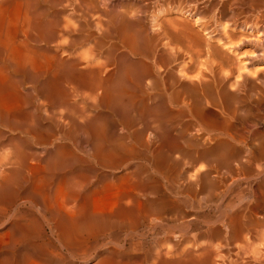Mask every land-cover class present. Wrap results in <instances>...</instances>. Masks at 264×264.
<instances>
[{"label":"rangeland","instance_id":"1","mask_svg":"<svg viewBox=\"0 0 264 264\" xmlns=\"http://www.w3.org/2000/svg\"><path fill=\"white\" fill-rule=\"evenodd\" d=\"M237 1H238L237 3L239 4H243V3L248 4L250 0H237ZM10 2L11 0H0V39H1L0 41V119L1 117L2 119H4V122L2 119L0 120V151H1L0 152V163H3L4 161L2 160H6L8 158V160H6L7 166L3 164H1L0 166V182H3L1 183V185L7 184V187L5 189L0 188V199H1L0 200V261H1L0 264H13V263L14 264H33L34 263L35 264L36 262H38V264L39 263L40 264H117V263L118 264H155V263L157 264V261L160 262L162 258L164 261L167 260V262L168 260L169 262L171 260L174 262V259L175 261L177 260L179 261L181 259L185 260L184 258H187L186 253L187 254L191 253L193 255H196L195 260L198 263L199 259H202L201 257L202 255L200 256V254H202L201 250L207 245L209 246V249H211L210 247L212 246L213 248H215L217 245L219 246L224 245V247L222 248L219 247L218 250L220 251L219 252L220 254L218 255H224V253L225 254L227 253V255L229 256L231 255L230 258L229 256L225 255L226 257L229 258V259L227 258V260H231L233 253L237 251V248L241 247L239 243L241 241L237 242L239 245L235 242V244L237 245V247H235L236 245L234 243H232L231 245H225L224 244L225 242H223L221 239L222 237L220 235L227 234L228 231L230 230L229 228H227V226H226V229H224L225 223L227 225L229 222L228 221L230 219L229 216H231L230 220H232L233 218H237V216L240 215L239 220H242V221H246L250 219V217L251 218L261 217L260 219H262V217L264 218V215H262L264 214V162H263L264 157L263 158L261 157V156H264V154L260 156L255 154L254 157L251 154L244 155V152H245L244 150L247 147L249 148V145L251 147V144L255 143L258 146V142L252 141L251 139L253 138V136L255 138L257 135H260L262 131L264 130V109H261V108H264V102H260V105L256 104L257 102L256 103L254 102L253 107H256V108L259 107L258 109L262 110V111L260 110L261 113L258 110L260 114L257 113V117L255 115L254 118L249 120V123L247 125L246 124H244L245 126L240 125V127L238 125L241 124V122L239 121V124H237L238 123L237 119L239 120L240 118L239 116L241 114L243 106L242 105L239 106L240 104L237 105L238 103H236L237 106L236 105L233 106V104H235L233 102V104L231 105L232 109L234 108L238 109L237 113L239 112L240 114H237L239 116H234V117L231 114L229 115L230 123H233V122L235 123V124L233 123L234 125L230 124L231 125L230 129L234 130V131L233 130L230 131L233 136V141H231L233 143L230 142V150L228 152L226 153L224 152V154H220V156L223 157L224 159L218 158L219 154L212 156V155H203L201 153L202 150H204V148H209L213 146L214 142H210V143L203 142L204 143L203 144L201 141H197V140L192 141L191 139H186L188 141L184 140V141L179 142V144H177L179 145V147L178 149H176V151L172 150L171 152H169L168 165L165 166V168H163V167H160V165L159 167L157 165V162L159 164V161H160L158 160L160 155L158 152H156L157 150H159L158 148L161 149V146H163V143L159 141L162 144L160 145V143L157 140L152 139L150 136L146 138L147 141L149 142V143L147 142L148 146L152 144V146L151 145L149 146V150L151 149L150 151L152 152L151 154L149 153V150L148 152L143 151L144 150L143 148L139 147L138 145H135L134 134L137 132L136 129H140V127L143 126L141 125V122L139 121V117H137L138 115H136L139 112V102H138V97L136 96V94L133 95V94H130V92L123 93V94L121 93L118 99H121L124 101H121V103L119 104L114 103V104L107 105L99 100L103 93L102 90H97L96 95L98 98L96 97L94 101L90 99L88 101V99L86 100V97L89 92L86 89L83 90L84 88L81 87V89L79 88L80 89L79 90L76 87H79L80 85L77 86L76 84H68V83L66 84V82L62 81L61 84L58 83L56 87H52L55 93L50 102V100L45 99L44 96L42 95L44 92V89L42 88L43 85L41 84H44V82L49 79H52V78L55 79V77L57 76L66 75L68 71H70L67 65L69 63L76 64L77 66L76 69L80 72H84L90 69L91 67L92 68L95 66L100 67V70L102 72L101 74L104 78H106L109 74H111V72L113 73L114 72L113 70H115V65H113L114 62L112 64L111 61L107 60L108 57L106 54V50L110 45L113 44V42L115 43L116 41L114 40V38L113 40L106 39V38L104 39V34L110 33L112 28L118 23H120L119 20H121L122 17L127 19L129 24L136 26L139 29H142L144 33L147 34L148 38L150 39H152L154 35L156 36L159 33L158 30H156V25L158 24V21H160L159 23L161 24L162 23L161 21H164L166 17H167L166 19H169V21L172 20V23L176 21L175 23H177L178 25H176L175 23L174 24L178 26L180 30L183 28L181 32L182 33L184 32L183 35L185 36V38H188L187 39L189 40L188 42L191 43L193 41L192 42L193 46L191 45L192 43L190 44L191 46L188 45L189 43L188 44L187 42L185 43V45L193 47V50L196 48V46L197 48H199V50H202V52L204 51L205 53L207 51L210 53H213L214 51L212 50H215V49H216L215 51L218 50L217 51L218 53L220 51L222 52L223 50L222 53H224V55L223 54L221 55L223 56V58L225 57L224 59H227L226 58L227 53L230 54L231 56H227V57H229L228 62L231 65L228 64L225 67V69L227 70L229 69L237 70V67L242 66L244 64L243 61L245 62L248 61V57L250 56L249 52L251 53L255 52V54L256 53L260 54L261 53L260 51L263 52L264 51V43H263L264 34L261 31L253 33V32H249L248 30L244 28H234V27L230 28V25L228 24L229 23L228 17H225V20L220 21L216 16L218 12V3L220 2V0H193V1L188 0L189 2L188 4L186 3L187 0H162V1L161 0L160 1L159 0L158 1L157 0H88L85 6L87 8L90 7L91 8L90 10L89 9L85 10L86 7H79L77 5V2L72 4V7L70 6L63 10L60 6L57 7V10L61 11V13L59 14L60 15L59 19L61 18L60 23H62L61 24L62 26L66 25L70 27L71 29L80 30V31L81 29H83L81 31L82 34L83 32L84 34H86L87 32V34H92L95 38L104 39L103 47L100 53L93 51L94 39L91 38L90 40L81 43V45L79 44L80 46L76 45L73 48H69L64 53L62 51H61L62 53L61 52L56 53L57 58L64 62L63 65L62 64L57 65V63L53 59H50L52 58L51 55L49 57L48 56L49 54L45 55L44 53H42V52H48L50 51V49L51 51L55 53V50H56L55 44H52V46L51 45L45 46L43 43H40L37 46H35L37 48H34L33 50L34 52L32 51L33 53H35V55L30 56L28 60L24 61L23 59L24 57L22 56L23 54H25L23 52L25 48L23 49L20 44L22 42V34L21 32L19 33L17 32H18V29L20 31L23 30V26L25 24L26 18L28 16L33 15L32 13L35 12V10H34V7L33 8L29 7L31 9H28V10L23 9L24 11H21L22 13H20L21 9L17 12V10L13 6L10 5ZM195 3L197 5V8L194 10V8L191 7V4H195ZM229 3H232V7H236V6L239 7V5L237 3H233L232 0H230ZM157 4L158 5L161 4V5L157 6ZM216 6H217V9L215 10ZM163 9L167 11L163 13L164 11ZM84 10L86 11V13ZM189 11H191V13ZM90 12L92 13V16L89 15L91 14ZM186 12H188L189 14ZM194 12H195V15H194ZM152 13H154L155 15L154 14L152 15ZM196 14L198 15L196 16ZM95 16H98V17H95ZM162 16H164L165 18H163ZM20 17L22 19H20ZM46 17L47 18L51 17L50 11L48 12ZM151 17L153 20L151 19ZM92 18L97 19L95 21H97L98 24L101 25V28L97 24L96 25L98 27L94 26L95 21H93ZM100 19H101L100 22L101 23L103 22L102 24L99 23L98 21ZM21 21L23 23H21ZM61 21H63L65 24ZM155 21H157V24L154 23ZM169 21L167 22L166 20V23L171 24V22ZM182 23H184L186 27L185 26L183 27ZM22 24L23 26H21ZM163 24L165 23L163 22ZM174 24H171V27ZM152 25L154 28L151 27ZM175 25L174 27L175 29H177ZM179 26H182V28ZM219 26L221 27L220 30H219ZM148 29H151V30L155 29V30L150 31ZM221 29L225 30L226 32L222 31ZM186 30L187 31L190 30L191 35H190V32L188 34ZM185 34H187L188 37ZM192 34L193 35L197 34L199 37H196L197 35L193 37ZM112 35L114 36L113 33ZM254 36H257L260 42H258V39L256 37L253 38ZM207 37L209 38L206 39ZM5 38L8 40H5ZM185 38L183 40L184 42L187 41L185 40ZM195 38L197 40H195ZM199 39H204V40H199ZM209 39L211 41H209ZM255 39L257 41H255ZM207 40L210 43H212V45L209 42H205ZM239 40L240 42H238ZM61 41L59 40V43ZM224 41L226 43H224ZM236 42L238 46L237 48L236 47L234 48V46L237 45ZM202 43L204 44L203 46L201 45ZM258 43L259 44L261 43L260 44L261 46ZM224 44H226V46H224ZM214 45L217 47H215ZM232 45L235 50L232 49L231 47ZM199 46L201 47V49ZM221 46H223V48H220ZM227 47L228 49L229 48L231 49L228 50ZM121 48H124V47L119 46L120 51H118V54L120 55L124 54L125 57L123 58L127 59V61H131L133 63L134 62L136 63L142 62L145 64L151 63L150 56L149 55L146 56L143 52L144 50L143 45H139V47L136 49V51L133 52V54H130V52L128 53V50L126 48L122 50ZM218 48H220V50ZM225 49H227V51ZM38 50L42 54L39 53L38 55ZM196 50L198 51V49H195V52ZM90 52H92V55H90L91 54ZM238 53L240 54L238 55ZM246 53L248 56L246 55ZM184 54H185L184 51L180 53V57H181L180 60L182 62L179 60L178 65H180L179 62L182 63V65L183 64L186 65L187 63H189V61L188 62L186 61L187 56ZM232 54L235 55V59L232 57L233 56ZM241 55L243 56L246 55L244 57L247 60H245V58L242 57ZM236 56H238L237 57L238 59L236 58ZM95 58L98 59L101 63ZM195 58H196L195 60L196 65H194L195 67L193 66V63L195 62L194 59H193L194 62H192V65L191 64L188 65L191 69L188 66H187L188 68L185 67L186 73H187L186 75L191 76V77L189 76V78H192L193 73L195 74V76H197L196 74L199 72L198 67L199 69L202 68L203 66L202 63H205L204 61L205 59L207 61H210V60L212 61V59L211 58L209 59L207 56H205V54L200 55V57L197 56ZM104 59L106 60L105 63H104ZM198 59H199V63H197ZM241 59H243V61H242V64L240 65ZM231 60L232 61L236 60V61H234L235 62L234 63ZM24 64H26L29 67L28 73L23 71L22 69V65ZM102 64L104 65V67ZM174 64L175 65L172 64L173 67L178 66L177 63L174 62ZM197 64H201L202 66L197 65ZM190 65L193 67V69ZM246 65L248 66V64ZM235 66L237 67L235 68ZM108 67H110L111 69ZM249 67H247L249 71H252L253 73L254 71L253 69H255L254 72L259 74L260 77L264 78V73H263L264 72L263 71L264 70V59H260V61L257 60L256 63L255 62L253 63V66H249ZM196 68L198 72L197 70L195 71ZM108 69L109 71H107ZM187 69H190V72L189 70L187 72ZM256 69H259L261 71L259 70L256 71ZM28 74L30 76H28ZM194 74H193V77H195ZM248 84L249 83H247V85ZM248 86L246 88L240 89L239 91L237 90L235 91L232 90V91L237 94V97H241L243 93L250 94L249 90L247 89L249 88ZM64 87L66 88V91ZM74 87L76 89H74ZM68 89H71V90H68ZM67 91H69L70 96L69 94L68 95L65 94V93H68ZM98 92L99 94H97ZM71 94L74 97H71ZM57 96L58 98H56ZM66 96L69 100L65 99ZM81 98H83L84 100ZM64 101L67 103H65ZM83 101H86V102L84 103ZM150 101L151 100L148 101L149 107L153 106L152 101L151 102ZM74 104L78 105L76 106L78 107V110L80 111L79 113L83 115L82 118L84 117L83 121L82 119H80L81 117L79 118L77 117V115L76 116L74 115L73 113L74 110L72 111L71 109H69V106L74 105ZM121 104L124 105L123 108ZM261 105L263 107H260ZM133 110L135 111L133 112ZM210 112L212 113V115L210 114L211 117H209V114H208V120L216 121L217 119L218 122L223 120V117L220 116L218 113H217L218 115H215L216 111L214 112L213 110H210ZM149 113L150 114L152 113L151 109L149 110ZM149 113H148V110L146 109L145 115L146 116L149 115L148 116L149 119H147L145 116V119H144V121H146L145 124L149 123L147 120H150V118H152V115H150ZM62 116L66 118L63 119ZM70 116H73V117L75 116V118L77 117L76 121L78 119L77 122L81 124H85L94 119H98L100 125L103 128V132H102V136H100L98 140L100 144L98 141L97 143L101 145V147H103L105 150L107 149L113 150L115 148V145L113 142L114 140L120 141L121 143L128 145V146L131 145V147L134 148V152L130 153V155H132L131 159H129L130 161L127 160L128 162L127 161L123 162L124 163L123 166H122L123 163H120V165L115 167L114 163L112 164V162H110L107 168L98 166L97 163H94L91 160V156L93 155V152H94L93 147H92V142L91 140L89 142H86V137H84L83 135H75V137L73 135L70 139H68L69 140L68 141V140H65L63 136L61 139V134H59L54 137H49L48 139H46L45 143H40V144H38L37 138L34 139V136L32 138V134H31V137L28 136V134L30 133L27 132L26 128L30 129L32 127L29 125L31 121L33 122L32 124H34L37 130L44 129V128H47L48 126H51V124H55L56 120H57L56 123L58 122L60 123V125L63 124L68 127V123L70 120L67 117H70ZM51 117L52 119L55 117L54 118L55 120L54 119L51 120ZM85 117H87L86 120H85ZM188 117L189 116L185 118L186 121H190V117L189 118ZM215 117L217 118L215 119ZM219 117L221 120L219 119ZM27 118L28 119L31 118V120H28L30 121V123L26 121ZM255 120H257V123ZM193 121L195 120H192V122ZM61 122L63 123L61 124ZM250 122L254 124H251L252 125L251 126ZM150 123H151V120H150ZM136 124H137V128H136ZM138 124H140L139 125L140 127L138 126ZM197 124L198 123H195L196 126ZM44 125L46 126L48 125V126L45 127ZM106 126L109 127V129ZM134 126H135V129L132 130ZM232 126H234V128ZM240 130H241V133H240ZM255 131L256 132L258 131L257 134ZM263 133L261 135H263ZM240 135L241 137H243L241 138V140H240ZM249 136L251 137V139H249L250 138ZM245 137L246 138L248 137L249 141L248 139L245 140ZM24 141L25 142L27 141L26 142L27 144L24 145L25 143ZM31 141H33L34 145H31L32 144ZM156 141L157 143H159L160 146H158ZM195 141L197 142L194 143ZM107 142L109 143V145ZM153 143H154V146H153ZM171 143L172 142H169L166 144L164 143V145L170 144L169 146H172L174 143L172 144ZM155 144L158 146L157 148L155 147L156 146ZM62 145L67 146L70 149L68 151L72 153L73 155H76L78 157L82 156L85 162L82 161L80 162V164L87 163L86 165L84 164V166L77 163L72 168H70L71 170H76L81 167L80 169H82V171L85 172V174L82 176L83 179L80 177L82 181L78 178L77 182L74 183V184H77L76 186H82L85 192H89L88 190L93 189V188L96 191L87 201L82 203L83 206L86 205L85 206L86 209H89L90 211H93L95 209V212L104 213L110 209L109 208L110 206H107V205H110L112 202H114L113 200L116 195H118L119 193H126V191H132L133 190L132 188L134 187L137 188V186L140 187L143 184L145 188L146 186L148 187L146 189H143L142 191L141 189L144 188L143 186L140 187V190L138 189L139 188L138 187L137 189L135 188L134 191H132V193L135 194L136 192L138 194V198L141 203L142 202L145 203V201L148 202L152 200L153 201L155 200L157 202L158 200L157 204L158 203L163 204L165 201L166 205H168L169 208L175 206V204L178 206L181 205V208L183 207V211H182L183 214L177 215L179 213L178 211L172 212V210L170 209L166 211V213L163 215V217L161 218L162 220L161 222L160 220L158 221V220L149 219L150 222L149 221L147 222L146 220L144 222L140 221L138 222L137 225L134 222L136 226L133 223H130L129 225H130V229L132 228V231H129V227L123 226L115 231L104 230L105 233L102 230V232L98 231V232H93V233L91 232L82 233L79 236H76L74 234H69V235L67 234L65 235L67 238H64L65 236L60 231V233L64 236L62 238L60 237L61 241H63L62 243L58 236L59 233L57 232L58 233L57 234L55 231H52L53 227H51V225L53 224L49 220L51 219H52L51 221H54V220L50 216L51 215L50 212H49V215H47L49 210H47L46 208L49 209L52 207L53 209L55 208L57 210L63 211L65 210L64 207L67 209V208H75L80 205H78V203L75 202L67 206L66 203L61 202L60 200L58 201V199L56 201L52 200L49 203L45 198L44 199L41 198L40 200L38 198L34 202L33 200L32 201L29 200L31 198L27 197V192H26L28 190L30 191L31 188L35 190L36 189L40 190L41 192L42 188L43 190L44 188H47V185L50 184L48 187H50L51 185H54V184L47 182L46 179H44L45 171L43 170V167L45 168V161H47L46 159H48L50 156H53L56 153L57 149ZM16 150H18V152ZM232 150H233V153H232ZM91 151H92V154H91ZM237 151L240 153L238 154ZM22 152L23 154L27 152L30 155L33 154V156H31L28 159V163L25 164V166H19L14 163L17 161V159L18 161H20L21 158H18V155H21ZM15 153H19V154L17 155ZM226 156L228 158H226ZM86 157L87 158L89 157V158L87 159ZM9 164H11L13 168ZM201 165H202V168L200 169ZM91 166L93 169L91 168ZM109 167H112V168H109ZM6 169H8V171ZM88 169H91L92 171ZM16 170L17 172H14ZM192 173H194V175H191ZM132 174H134V177L131 176ZM140 175H143L141 178H143L144 181H141V179L139 178ZM10 176H11V179H9ZM37 176L39 178H37ZM128 176L130 177L129 179H127ZM121 177H123V179H121ZM131 177H132V180H131ZM134 178H137V179L133 180ZM5 179H7V181H4ZM86 179L87 181L83 182ZM79 180L81 181L82 184L81 183L79 184L80 182ZM127 180L130 182L133 181L134 183L137 181V183H135V185H132L134 183L133 182L130 183ZM130 186H132L131 188L132 190L130 189ZM13 188H15V190ZM51 189H53L52 186H51ZM29 191H28V194H30ZM146 191L148 193H146ZM7 192L8 193L10 192V194L8 195ZM18 192L20 195L18 194ZM47 192H52V190L45 191V193ZM3 197L5 198V200ZM6 197L9 199L7 200ZM29 201H31V203H29ZM57 202L58 203L61 202V203L56 204ZM125 202L124 203L127 205L130 204L129 201L128 203L127 201ZM62 203H64L65 205L64 204L62 205ZM171 203L173 206L172 205L170 206ZM92 204L95 205L96 208ZM57 205H60V208L56 207ZM92 207H94V209ZM43 208H45V211L47 210L46 211L47 213L44 212ZM100 209H103V210H100ZM254 209L257 213L253 211ZM248 210H249V213H248ZM252 212L256 213V215L253 214ZM235 215L236 217H233ZM48 217L49 218L51 217V218L49 219ZM175 218H178V220ZM55 222L56 224L58 223V221L56 220ZM158 225H160L159 227L161 228L156 227ZM132 226L133 227L135 226V229H133ZM178 226H182L183 228L185 227L184 229L186 232L184 231V229H183L184 233L180 232L181 229L177 228ZM123 228L126 230H122ZM222 228H223V231L226 230L227 232L226 231L223 232ZM206 229L208 230V234L209 232L210 234L212 233L213 234L211 236L208 235ZM256 230L260 231V229H256ZM56 231H59V230H56ZM189 231L191 232L190 234H189ZM219 231H221L222 233ZM257 231L255 232L253 231L252 234L246 233L244 234L246 236L244 235L242 236L243 238L241 240L243 243L241 242V244H243L242 246L244 247L245 243H248L249 245L246 244V246L250 247V252H249V248L245 249L246 246L244 248L241 247V250L244 249L242 251L251 254L252 252L257 251L256 250L257 247L260 246L258 249L264 247L263 246L264 245V239H263L264 233H262L264 232V230H262L261 228V232L258 231V234H257ZM252 235L256 239H254ZM187 237H188V241L183 243V240L187 239ZM68 238L71 241L70 244H72V241H73L72 245L69 244L70 246H68V243H69ZM65 239H67L66 243H65L66 241ZM216 239H219L221 241L219 240L216 241ZM177 240H178V243H176ZM181 240H182V243H181ZM208 240L212 243H210ZM243 240L246 242H244ZM249 240H251L250 243H249ZM166 241L168 242L167 243L168 245L171 244L170 248L166 247L168 246L166 244ZM207 242H209L210 244H207ZM251 242L253 243L255 242V245H257L256 248H254L255 245L253 246L252 245L253 243L251 244ZM257 242L258 243L260 242V243L258 244ZM179 243H181L180 244L181 246L183 244L185 245L188 244L190 247L188 245L187 247L185 245L182 247L181 246L178 247ZM176 244L178 245L176 246ZM250 244L253 247H251ZM165 247L167 248V251L169 252L165 250ZM178 248H180L179 249L180 253H183V254L179 253ZM181 248H183V251H181L182 250ZM228 248H233V249H228ZM223 250H225V252ZM172 251L173 252L176 251V252L173 254ZM177 251H178V255H176ZM230 251H232L233 253ZM161 252L163 253V255L159 254ZM20 254H22V256ZM23 255H25L24 256L25 258L23 257ZM159 255L162 257L158 258ZM181 255L182 256L184 255V258L181 257ZM177 256H179L180 258ZM30 258H32L31 260H33V262H30L31 261ZM215 258L216 257H214L213 259L214 264H217L216 261L217 260L219 261V258H217L216 260ZM155 260L156 262H154Z\"/></svg>","mask_w":264,"mask_h":264},{"label":"bare ground","instance_id":"2","mask_svg":"<svg viewBox=\"0 0 264 264\" xmlns=\"http://www.w3.org/2000/svg\"><path fill=\"white\" fill-rule=\"evenodd\" d=\"M87 1L88 0H11V2H10V5L13 6L17 10V12L21 9L20 13H22L21 11H24L23 9H25V10L26 9L27 10L31 9L29 7H32V8L34 7V10H35V12L32 13L33 15L28 16L26 18L24 26H23V24L21 25V26H23V30L20 31L18 29V32H17V33L21 32V34H22V42L20 44H21L23 49L25 48L23 50V52L25 54L22 53L23 54L22 57H24L23 58L24 61L28 60L30 56L35 55V53H33L34 52L33 50H34V48H37L35 46H37L40 43H43L45 46H48V45L52 46V44H55V49H56V50L54 49L55 53L53 51H51V49L48 52H42V53H44L45 55L49 54L48 55L49 57L51 55L52 58H50V59H53L57 63V65L58 64H62L63 65L64 62L57 58V54L56 53H58V52L60 53L62 51L64 53L69 48H73V47H75L76 45H79V44L81 45V43L86 42V41L90 40L91 38H93L94 39V42L92 41L94 43L93 51L100 53L101 49L103 47V42H104L105 38L106 39H112V40L114 38V40L116 41L115 43L113 42V44L110 45L107 48V50H106V54H107V57H108L107 60L111 61L112 64L114 62L113 65H115V70H113L114 71L113 73L111 72V74H109L106 78H104L102 76V74H101L102 72L100 70V67L95 66L93 68L91 67L90 69H88V70H86L84 72H80V71H78L76 69V67H77L76 64L69 63L67 65H68V68H69L70 71H68V73L66 75L57 76V77H55L56 80L52 78V79H49V80L45 81L44 84H41V85H43L42 88L44 89V92L42 94L44 96V98L47 99V100H50V102H51V99L53 98L54 93H55V91L52 89V87H56L58 85V83L61 84L62 81L66 82V84L67 83L68 84H76L77 86L80 85L79 87H76L78 89L79 88L81 89V87L84 88L83 90L86 89L89 92V93L87 92L88 95L86 94L87 95L86 100L88 99V101H89V99L94 101V99H96V97H97V95H96L97 90H102L103 93H102V96L100 97L99 100L102 101L103 103L107 104V105L114 104V103L119 104V103H121V101H124V100L118 99V97L121 95V93L123 94V93H129L130 92V94H133V95L136 94V96L138 97V102H139V112L136 115H138L137 117H139V121L141 122V125H143V126L140 127L139 126L140 124H138L140 129H136L137 132L134 134V142H135V145H138L139 147L144 149L143 151H147V152L149 150V146L150 145L152 146V144H150L148 146L149 142L147 141L146 138H148L149 136L152 139H155L158 142L160 141L161 143H163V146H161V149L158 148L159 150H157V151L155 149V151L158 152L159 155H160V157L158 158V160H160L159 164L157 162L158 167L160 165V167L165 168V166H167L168 162H169V152H171L172 150L176 151V149H178V147H179V145H177V144H179V142L184 141L186 139H191L192 141L193 140H197V141H201L202 143L203 142H209V143L210 142H214L213 146H211L209 148H204V150H202L201 153L203 155H212V156H215V155L219 154L218 158L222 159L223 157H221L220 154H224V152L225 153L228 152L230 150V142L233 141V136H232V133L230 132L233 129H230V126H231L230 124L234 125L235 123L234 122H233L234 124L230 123L229 115L231 114L234 117V116H239L237 114H240L239 112L237 113L238 109H235V108L232 109L231 105L233 104V102L235 103V104H233V106H235L236 103H238L237 105L240 104L239 106H241V105L243 106L241 114L239 116L240 118L238 117L239 120L237 119V121H238L237 124H239V121L241 122V124L238 125L239 127H240V125H243V126H245L244 124L247 125L249 123V120L254 118L255 115L257 117V113H259V111L261 109H264V108H261L259 110L258 109L259 107L258 108L253 107L254 106V102L255 103L257 102L256 104H259V105H260V102H264V78L260 77L259 74L254 72L255 69H253V68H251V69L254 70L253 73H252V71H249V69H250L249 66H253V63L254 62L256 63L257 60L260 61V59H264V51L263 52L260 51L261 52L260 54H257V53L255 54V52H253V53L249 52L250 56L248 57V61L245 62V61H243V59H241V61L239 60L241 62L240 65L242 64V61H243L244 64L242 66H240V67L235 66V68L237 67V70L235 69L236 71L234 69L227 70V69H225V67L228 64L231 65L228 62V58L229 57H227V56H231L230 54H228L226 52L227 56L226 55L225 56H226L227 59H224L225 57L223 58V56L221 55V54L224 55V53H222L223 50H222V52L220 51L221 53L220 52L218 53L217 52L218 50L215 51L216 49L212 50V51H214L213 53H210L208 51L206 53L203 51L204 52L203 53L202 50H199V48H197V46H196L195 49H198V51L196 50V52H195V49L193 50V47H190L191 45L193 46V43H192L193 41L190 40V41H192L191 42L192 44L189 43L188 42L189 40H187L188 38H185V36L183 35L184 32L183 33L181 32V30L183 29L182 26H179V27L182 28L180 30V28H178V26H176L178 24L175 23L176 22L175 20H174L175 21L174 23L176 25L174 23H172V20L169 21V19H166L167 17L165 18L164 16H162V17L165 18V20L161 21L162 22L161 24L159 23L160 21H158V24H157V21L154 22V23L157 24L156 25V30H158L159 33L156 36L154 35V37L151 36L152 39L148 38L147 34H145L142 29H139L136 26H133V25L129 24L128 20L123 18V17L121 18V20H119L120 23H118L117 25H115L112 28L110 33L104 34V39L95 38L92 34H87V32H86V34H84V32L82 34L81 31L83 29H81V31L80 30H74V29H71L70 27H68L66 25L65 26L61 25L62 24V23H60V19L61 18L59 19V17H60L59 14L61 13V11H58L57 7L60 6L62 8V10H63L65 8H67V7H70V6L72 7V4H74L76 2H77V5L79 7H86L85 4L87 3ZM229 1L230 0H220V2L218 3V12H217L216 16H217V18L220 21L221 20H225V17H228L229 18V23L228 24L230 25V28L231 27L244 28V29L248 30L249 32H253V33L261 31L264 34V32H263L264 31V0H254V1L250 0L248 2V4H244V3L243 4H239V3H237L238 2L237 0H232V2L233 3H237L239 5V7H237V6L236 7H232V3H229ZM157 3H159V2H157ZM186 3L187 4L189 3L188 0H187ZM197 3H199V2H197ZM99 5H100V3H99ZM159 5H161V4H159ZM159 5L157 4V6H159ZM165 5H167V4H165ZM191 7H193L194 10H195L197 8L196 3L195 4H191ZM187 8H188V6H187ZM87 9L90 10L91 8L90 7L89 8L86 7L85 10H87ZM159 9H160V7H159ZM216 9H217V6H216L215 10ZM167 10H164L163 13L166 12ZM49 11H50L51 17L47 18L46 16H47ZM189 12L191 13V11H189ZM85 13H86V11H85ZM88 13H89V11H88ZM186 13H188V12H186ZM153 14L154 13H152V15ZM20 15H22V14H20ZM89 15L92 16V13L89 14ZM194 15H195V12H194ZM197 15L198 14H196V16ZM189 16H191V15H189ZM21 17H20V19H22ZM95 17H98V16H95ZM151 19H152V17H151ZM92 20L95 21L97 19H95V18L93 19L92 18ZM152 20H151V22H152ZM158 20H160V19H158ZM161 20H163V19H161ZM166 20H167V22L169 21V22H171V24H174L177 27V29H179V30L175 29L174 25H172V27H171L170 23L169 24L166 23ZM98 21H99V23H101L100 22L101 19L98 20ZM61 22H63V21H61ZM163 22L165 24H163ZM180 22H182V21H180ZM21 23H23V22L21 21ZM94 23H95L94 26H96V27L100 26V28H101V25L98 24L97 21H95ZM182 24H183V27H184L185 24L184 23H182ZM153 25H155V24H153ZM153 25L151 27H153ZM225 26H226V24H225ZM102 27H104V26H102ZM220 28L221 27L219 26V30H220ZM223 29H225V28H223ZM148 30L153 31L155 29H153V30L148 29ZM225 30H227V29H225ZM225 30H222V31H225ZM187 32L189 34L190 30L187 31ZM187 32H185V33H187ZM112 33L114 34V36L112 35ZM148 34H149V32H148ZM185 35L187 36V34H185ZM190 35H191V32H190ZM195 35H197V34H195ZM195 35H193V37H195ZM196 37H199V36L197 35ZM255 37L257 38V36H254L253 38H255ZM1 38H2V36H1ZM6 38H5V40H8ZM184 38L187 41L184 42L183 41ZM208 38L209 37H207L206 39H208ZM61 39H62V41H61ZM204 39H199V40H204ZM210 39H211V37H210ZM210 39H209V41H211ZM220 39H222V38H220ZM257 39H258V42H260L259 38H257ZM59 40L61 41L60 43H59ZM195 40H197V39L195 38ZM0 41H1V39H0ZM209 41L207 40L205 42H209ZM255 41H257V40L255 39ZM186 42H187V44L189 43L188 45H190V44L191 45L190 46L185 45ZM220 42H222V41H220ZM238 42H240V40ZM224 43H226V42L224 41ZM263 43H264V41H263ZM43 44H41V45H43ZM210 44L212 45V43H210ZM236 44H237V42H236ZM139 45H143L144 46L143 52H144V54L146 56L147 55L150 56V58H151L150 62L151 63H146V64L142 63V62H140V63L134 62L133 63L131 61H127V59H124L123 58V57H125L124 54H121V55L118 54V51H120L119 50V46H122V47L126 48L128 50V53L130 52V54H133V52L136 51V49L139 47ZM201 45L203 46L204 44L202 43ZM221 45H222V43H221ZM106 46H108V45H106ZM224 46H226V44H224ZM237 46H238V44L236 46H234V48L235 47L237 48ZM215 47H217V46H215ZM231 47H232L233 50H235L233 48V45ZM53 48H54V46H53ZM124 48H121V50L124 49ZM220 48H223V46H221ZM220 48H218V49L220 50ZM224 48H226V47H224ZM200 49H201V47H200ZM227 49H228V47H227ZM227 49H225V50L227 51ZM229 49H231V48H229ZM183 51L185 53L184 55L187 56V60L186 61L187 62L189 61V63L186 64L184 62L186 65H184V64L182 65V63L179 62L180 65H178V61L181 59L180 53L183 52ZM39 53L42 54L38 50V55H39ZM90 53H91L90 55H92V52H90ZM203 54H205V56H207L209 59L211 58L212 61L211 60L207 61L205 59L204 60L205 63H202L203 66L201 64H197V65H201L202 68L200 66L201 69H199V67L196 66V67H198V70H199V72H198L197 68L195 69V71L197 70V72H198L196 74L197 76H195V74L193 73L194 76H195V77H193V74L191 73L192 74V78H189L190 75L189 74H188L189 76L186 75L187 73H186V68L185 67H187L189 64L192 65V62H194L196 60L195 57H197V56L200 57V55H203ZM239 54L240 53H238V55ZM246 55H247V53H246ZM246 55H244V56H246ZM99 56H101V55H99ZM241 56L244 57L243 55H241ZM232 57L235 59V55H233ZM237 57L238 56H236V58ZM204 58H206V57H204ZM239 58H240V56H239ZM193 59H194V61H193ZM96 60H98V59H96ZM245 60H247V59L245 58ZM94 61H92V62H94ZM105 61L106 60L104 59V63H105ZM234 61H236V60H233L232 62H234ZM174 62L177 63L178 66H174L173 67L172 64L175 65ZM94 63H96V62H94ZM195 63H196V61L193 63V66L196 65ZM197 63H199V59L197 60ZM246 64H248V66ZM103 67H104V65H103ZM247 67H249V69ZM108 68H110V67H108ZM22 69H23V71H25L27 73L29 72V67L26 64L22 65ZM190 69H187V72H188V70L190 72ZM192 69H193V67H192ZM259 69H256V71H258ZM105 71H106V69H105ZM107 71H109V69ZM259 71H261V70H259ZM253 74H254V76H253ZM30 75H31V73H30ZM30 75L28 74V76H30ZM32 79H30V80H32ZM247 83H249L251 85L248 84L249 85L248 86ZM72 86H74V85H72ZM247 86L250 88V89L247 88L249 90L250 94L243 93V95L241 94L242 95L241 97H237V94L232 91V90L239 91L240 89L246 88ZM76 88L74 87V89H76ZM71 89H68V90H71ZM55 90H56V88H55ZM65 91H66V88H65ZM67 92L68 93H65V94H67V95L69 94V96H70L69 91H67ZM99 92L97 94H99ZM61 95H63V94H61ZM150 96H151V98H150ZM71 97H74V96H72V94H71ZM71 97H70V99H71ZM56 98H58V96ZM65 99H68L67 96L65 97ZM81 99H83V98H81ZM149 100H151L152 104H153V106H151V107L148 106V101ZM68 102H70V101H68ZM83 102L85 103L86 101H83ZM65 103H67V102H65ZM76 105L77 104L69 106V109H71L72 111L74 110L73 111L74 115L75 116L77 115V117H79V118L81 117L80 119H82V121H83L84 117L82 118L83 115L79 113L80 111L78 110V107H77L78 105L77 106ZM149 105H151V104H149ZM121 106L123 108L124 105L121 104ZM260 107H263V106L261 105ZM255 108H256V110H255ZM146 109L148 110V113H149V110L151 109L152 113L151 114L149 113V114L152 115V118H150L151 123H150V120H147L149 123L145 124L146 121H144V119H145V116H146L145 115ZM210 110H213L214 112L216 111L215 115L219 114L220 116L223 117V120L218 122L217 119H216L218 116L215 117L216 121L215 120H208V114H209V117H211L210 114L212 115ZM134 111L135 110H133V112ZM261 111H260V113H261ZM65 116H67V115H65ZM75 116L74 117L73 116L67 117L70 120L69 123H68V127L66 125H63L62 124L63 122H61L62 125H60V123H58V122L56 123V121H57L56 120L55 124H51V126L47 125L48 127L46 125H44L47 128L39 129V130H37L36 127L34 126V124H32L33 123L32 121H31V123H30V121H28V120H31V118L30 119L27 118L26 121H28L30 123V124L29 123L28 124L30 126H32V127L30 129H28L26 127L25 128L27 129V132L30 133V134H28V136L31 137V134H32V138H33V136H34V139L37 138L38 144L45 143L46 139H48L49 137H54V136L59 135V134H61V139H62V136H63L65 138V140L70 139L73 135H74V137H75V135H83L84 137H86V142H89L90 140L92 142V147H93V151L94 152H93V155L91 156V160H92V162L97 163L98 166H102V167H106L107 168L109 166L110 162H112V164L114 163V166L116 167V166L120 165V163H123V162L131 159L132 155H130V153L134 152V148L131 147V145L128 146V145H125V144L121 143L120 141H115V140L113 141V139H115V138L112 139V141L114 142V145H115V148L113 150H111V149L105 150L103 147H101V145H99L100 142L98 140H99V137L102 136L103 128L100 125L98 119H94L92 121H89L88 123L81 124V123L77 122L78 119L76 121L77 117L75 118ZM148 116L149 115L146 116L147 119H149ZM187 116L190 117V121H186L185 120V118ZM65 118L63 117V119H65ZM86 118L87 117H85V120H86ZM1 119H2V117H1ZM53 119L51 117V120H53ZM219 119H220V117H219ZM2 120L4 122V119H2ZM192 120H195L196 122L195 121H193V122L198 123L197 126L195 125V123L192 122ZM257 120H255L256 123H257ZM120 122H122V121H120ZM261 123H263V122H261ZM251 124H254V123L250 122V125ZM232 127L234 128V126H232ZM53 128H55V129H53ZM107 128L109 129V127H107ZM136 128H137V124H136ZM134 129H135V126H134V128L132 130H134ZM251 130H253V129H251ZM263 131H262V133H263ZM257 132H256V134H257ZM240 133H241V130H240ZM236 134H237V132H236ZM261 134L257 135L255 138L253 136L252 139L250 137L252 134L249 136L250 137L249 139H251L252 141L258 142V146L255 143H254L255 145L251 144V147L249 145V148L247 147L245 150L243 149L245 151V152L243 151L244 155L245 154H249V155L251 154L254 157L255 154L259 155V156L264 154V133H263V135H261ZM104 136H106V135H104ZM241 138H243V137H241V135H240V140H241ZM246 139H248V137L247 138L245 137V140ZM249 139H248V141H249ZM97 141L99 142V144L97 143ZM157 141H156V143H157ZM186 141H188V140H186ZM197 141H195L194 143H196ZM26 142L24 143V145L27 144ZM31 142H32L31 145H34L33 141H31ZM169 142H172L175 145L174 144L172 146H169L170 144L169 145L167 144L168 146L164 145V143L166 144V143H169ZM201 142H199V143H201ZM70 143H72V142H70ZM159 143H157L158 146L162 145L161 143L159 145ZM231 143H233V142H231ZM108 145H109V143H108ZM153 146H154V143H153ZM158 146L156 145L155 147L157 148ZM68 150H70V149L67 146L62 145V146H60L57 149L56 153L53 156H50L48 159H46L47 161H45V168L43 167V170L45 171L44 179H46L47 182H49L51 184H54V185H51L53 189H51V186L48 187L50 185L49 184V185H47V188H44V190L45 191L52 190V192L45 193L43 188H42V191H44V192L41 191L42 193L40 192V190H37V189L35 190L33 188H31L30 191L28 190L30 192V194H28V191H26L27 192V197L31 198L29 200H31V201L33 200L34 202L38 198H39V200L41 198H43V199L45 198L49 203L52 200L56 201L58 199V201L60 200L61 202L66 203L67 206L72 204V203H75V202L78 203V205H80V206H77L75 208H67V209L63 206L64 209H65L63 211L57 210L55 208L53 209L52 207L49 208V209L46 208L47 210H49L47 215H49V212H50V214H51L50 216L54 220V221H51L52 219L49 220L53 224V225H51V227H53L52 231H55L56 233L58 232L59 233V235H58L59 238L60 237L62 238V237H64L67 234L68 235L69 234H74L76 236H79L82 233H88V232L93 233V232H98V231L102 232V230L105 233L104 230L115 231V230H118L119 228H121L123 226L129 227V231H132V228L130 229V225H129L130 223L134 224V222H135L136 225H137L138 222H140V221L144 222L145 220L148 222L149 219L158 220V221L160 220V222H161L162 221L161 218L163 217V215L166 213V211H168L170 209L172 210V212L178 211L179 213L177 215L183 214V212H182L183 211V207L181 208V205L178 206V205L175 204V206H173L172 203H171L170 206L172 205L173 207L169 208L168 205H166L165 201H164L165 204L164 203L163 204H160V203L157 204L158 200H157V202L155 200L154 201L152 200V201H148V202L145 201V203H143V202L141 203L139 201L138 194L136 192H135V194L132 193V191H134V189L136 188V187L132 188V186H130V189L131 188L133 189V190L131 189L132 191H126V193H119V194L117 193L118 195H116L114 197V200H113L114 202H112L110 205H107V206H110L109 207L110 209L108 211L105 210L106 212H104V213L95 212V209H94L95 205H93V204H92L94 206V207H92L94 209V210L92 209L93 211H90L89 209H86L85 208L86 205L83 206L82 203L87 201L96 191L93 188V189L88 190L89 192H85V190H84V188L82 186H76L77 184H74L75 182H77L78 178L79 179H80V177L82 178V176L85 174V172L82 171V169H80L81 167L79 168L80 165L84 166L85 163L84 164L83 163L80 164V162H82V161L85 162V160H83L82 156L78 157L76 155H73ZM150 150H149V153L151 154L152 152ZM16 151L18 152V150H16ZM232 153H233V150H232ZM239 153L240 152H238V154ZM15 154L18 155L19 153H15ZM91 154H92V151H91ZM230 154H231V152H230ZM17 155H15V156H17ZM20 156H22V157H20ZM31 156H33V154L30 155L28 152L23 154V152H22L21 155H18V158H21L20 161H18V159H17L18 162L16 161L17 163L16 162H14V163L16 165H19V166H25V164L28 163V159ZM256 157H258V156H256ZM261 157L263 158L264 156H261ZM226 158H228V157L226 156ZM6 160H8V158ZM6 160H2L4 162L0 163V166H1V164L7 166L6 165ZM227 161H228V159H227ZM77 163L80 164L78 166L79 169L71 170L70 168H72ZM155 163H156V161H155ZM222 163H224V162H222ZM9 165H11V164H9ZM123 165H124V163L122 164V166ZM89 166H90V164H89ZM11 167H12V165H11ZM209 167H211V166H209ZM74 168H76V167H74ZM91 168H92V166H91ZM109 168H112V167H109ZM201 168H202V165L200 166V169ZM8 169H6V170L8 171ZM88 170H91V169H88ZM206 171H208V170H206ZM14 172H17V170L14 171ZM130 174H128V175H130ZM139 174H140V172H139ZM135 175H136V173H135ZM191 175H194V173H192ZM6 176H8V175H6ZM131 176L134 177V174H132ZM142 176L143 175H140V177L139 176L138 177L141 179V181H144L143 178H141ZM132 177H131V180H132ZM4 178H5V176H4ZM37 178H39V177L37 176ZM129 178L130 177L128 176L127 179H129ZM202 178H204V177H202ZM9 179H11V176H10ZM121 179H123V177H121ZM135 179H137V178H134L133 180H135ZM37 180H39V179H37ZM4 181H7V179H5ZM81 181L79 182V184L81 183ZM85 181H87V179L84 180L83 182H85ZM120 182H121V180H120ZM128 182H130V181H128ZM132 182H130V183H132ZM1 183H3V182H0V188L5 189L7 187V184L1 185ZM135 183H137V181ZM135 183L132 184V185H135ZM141 184H142V182H141ZM21 185H23V184H21ZM142 186H143V184L140 187H142ZM138 187L139 186H137V188ZM140 187L138 188L139 190H140ZM143 187L144 188H142L141 191L143 189H146L148 186H146V188H145V186H143ZM13 189L15 190V188H13ZM130 189H128V190H130ZM146 193H148V192L146 191ZM7 194L9 195L10 192L9 193L7 192ZM18 194H19V192H18ZM6 199L8 200L9 198L6 197ZM142 199H144V198H142ZM4 200H5V198H4ZM31 201H29V203H31ZM125 201H127V203L129 201L130 204H128V205L125 204L126 203ZM43 202H44V200H43ZM60 203L57 202L56 204H60ZM64 203H62V205ZM167 204H168V202H167ZM178 204H180V203H178ZM62 205H61V207H62ZM51 206H53V205H51ZM54 206H55V204H54ZM56 207L60 208V205H57ZM43 209H44V212L47 213L46 212L47 210L45 211V208H43ZM100 210H103V209H100ZM96 211H98V210H96ZM253 211H255V209ZM248 213H249V210H248ZM256 213H253V214L256 215ZM262 215H264V214H262ZM229 217L231 219V216H229ZM233 217H236V215L233 216ZM260 218H256V217L255 218H251L250 217V219H248L246 221L239 220L240 219V215L237 216V218H233L232 220H230V219L228 220L226 218L229 222H228L227 225L225 223V225H224L225 228L224 229H226V226H227V228H229L230 230L228 231L227 234H223V235L221 234L220 235L222 237L221 238L222 241L225 242L224 243L225 245H231L232 243L235 244V242L236 243L239 242V241L242 242V240H241L243 238L242 236L244 234H246V233L247 234L248 233L252 234L253 231L254 232L257 231L256 229H260V231L259 230L258 231L261 232V228H262V230H264V228H263L264 227V218L263 217H262V219H260ZM175 219L178 220V218H175ZM245 219H247V218H245ZM55 220L58 221L57 224H56ZM161 225H163V224H161ZM135 226L134 227L132 226L133 229H135ZM159 226L160 225H158L156 227H159ZM162 227H164V226H162ZM159 228H161V227H159ZM177 228H180L182 231L180 229H178V230H180V232H183V229L185 227L183 228L182 226H178ZM194 228H196V227H194ZM55 229L59 230V231H56ZM122 230H126V229L123 228ZM217 230H218V228H217ZM60 231H61V233L64 236L60 233ZM184 231H185V229H184ZM190 231H189V234L191 233ZM222 231H223V228H222ZM224 231H226V230H224ZM258 231H257V234H258ZM219 232H221V231H219ZM262 233H264V232H262ZM207 234H208V230H207ZM212 234H210V232H209L208 235L211 236ZM244 236H246V235H244ZM61 238H60V241H61ZM64 238H67V237L65 236ZM69 238H70V236H69ZM69 238H68V242H69L68 246L73 244V241H72V244H70L71 241L69 240ZM212 238H213V236H212ZM253 238H254V236H253ZM169 239H171V238H169ZM247 239H246V241H247ZM254 239H256V238H254ZM263 239H264V234H263ZM65 240H66L65 241V243H66L67 239H65ZM178 240H179V238H178ZM178 240H177L176 243H178ZM182 240H181V243H182ZM217 240H219V239H216V241ZM186 241H188V237H187V239L183 240V243L186 242ZM219 241H221V240H219ZM246 241H244V242H246ZM250 241L251 240H249V243H250ZM61 242L63 243V241H61ZM209 242H207V244L212 243V242H210V243ZM241 242H239V243H240L242 248H244L246 246V244H248V243H245V246L243 247L242 246L243 244H241ZM167 243L168 242L166 241V244ZM181 243H179L178 247L181 246L180 245ZM252 243L253 242H251V244ZM170 245L171 244H169L166 247L170 248ZM177 245L178 244H176V246ZM184 245L185 244H183L182 246H184ZM187 245H185V246L187 247ZM214 245H215V243H214ZM252 245L254 246L255 242ZM252 245H251V247H253ZM262 245H263V243H262ZM130 246H132V245H130ZM256 246L257 245H255L254 248H256ZM263 246H261V247H263ZM132 247H134V246H132ZM166 247H165V250L167 251ZM219 247L222 248V247H224V245L223 246L217 245L215 248H213V246H212V247H210L211 249H209V246L207 245L204 248H202V250H201L202 254H200V256L202 255L201 256L202 259L198 258L199 259L198 263L195 260L196 255H193L191 253L187 254L185 252L186 255H187V258H184V255L183 256L181 255V257H183L186 261L183 260V259H181L179 261L178 260L175 261V259H174V262L172 260L170 262L168 260V262H167V260L164 261L163 258H162V260L160 262L157 261V264H214V260H213L214 257H216L215 260L217 258H219V261L217 260L219 263L216 261L217 264H264V247L260 248V249H258L260 246L257 247L256 248L257 251H254L251 254L242 251L244 249L241 250V247L237 248V251H235L234 253L232 251H230V252L233 253V256H232L231 260H227L228 257L225 256V255H227V253L226 254L224 253V255H218V254H220L219 253L220 251L218 250ZM235 247H237V245ZM174 248H172V249H174ZM183 248H181L182 249L181 251H183ZM233 248H228V249H233ZM247 248H249V252H250V247L246 246L245 249H247ZM179 249L180 248H178V251H179ZM186 249H188V248H186ZM178 251H177L176 255H178ZM184 251H186V250H184ZM223 251L225 252V250H223ZM167 252H169V251H167ZM170 252H171V250H170ZM175 252L176 251H174L173 254ZM156 253H158V252H156ZM161 253H159V254L163 255V253L162 254ZM179 253H180V251H179ZM180 254H183V253H180ZM20 255L22 256V254H20ZM157 255H155V256H157ZM160 255L158 256V258L162 257ZM176 255H174V256H176ZM24 256L25 255H23V257ZM167 256H168V254H167ZM227 256H229V255H227ZM230 256H229V258H230ZM5 257H6V255H5ZM177 257H179V256H177ZM177 257H176V259H177ZM31 259L32 258H30V260ZM28 260H29V258H28ZM30 262H33V260H31ZM154 262H156V260ZM36 263L38 264V262H36Z\"/></svg>","mask_w":264,"mask_h":264}]
</instances>
